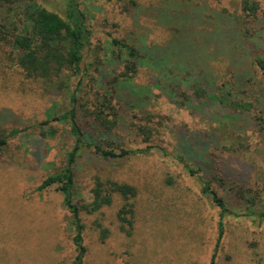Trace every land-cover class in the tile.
Segmentation results:
<instances>
[{
  "label": "rangeland",
  "instance_id": "1",
  "mask_svg": "<svg viewBox=\"0 0 264 264\" xmlns=\"http://www.w3.org/2000/svg\"><path fill=\"white\" fill-rule=\"evenodd\" d=\"M37 1L66 17L67 0ZM130 1L75 0L94 42L83 52L84 63L99 56L105 59L103 78L118 71L119 51L108 34L155 46L157 64L164 59L165 65H160L172 70L171 90L190 94L202 87L224 101V107L192 96L190 108H178L153 86L157 75L147 65L139 66L133 83L146 88L143 100L135 106L134 100L123 103L118 128L97 135L90 111L107 86L94 84L93 70L81 77L76 118L94 142L106 147L104 141L111 139L114 146L144 147L130 128L134 112L156 115L154 122H160L154 127L158 134L152 136L157 148L148 154L105 159L86 147L76 158L75 203L93 199L96 181L136 188L130 200L132 228L121 220L127 217L122 210L126 201L118 194L98 211L80 212L86 247L82 264H210L219 208L202 193V180L235 209H244L230 195L236 188L251 189L257 196L255 208H264V125L255 122L252 108L264 109V75L254 64L255 57L264 58V0H254L255 14L243 10L244 0ZM14 55L9 45L0 43V110H7L0 116V137L21 129L0 147V264H72L77 250L71 213L55 186L38 187L66 166L73 149L69 119L61 115L70 107L76 81L71 80L65 91L29 78L15 64ZM122 56L125 60L124 52ZM193 69L207 70V85L203 80H195L194 87L187 82ZM178 93L175 98L183 100ZM181 140L192 148L185 155ZM223 223L214 264H264V220L227 215ZM123 224L129 233L121 230Z\"/></svg>",
  "mask_w": 264,
  "mask_h": 264
},
{
  "label": "trees",
  "instance_id": "2",
  "mask_svg": "<svg viewBox=\"0 0 264 264\" xmlns=\"http://www.w3.org/2000/svg\"><path fill=\"white\" fill-rule=\"evenodd\" d=\"M130 3L132 5L136 4L133 0ZM243 10L255 14L258 10L256 1L244 0ZM10 26L12 27L11 30H9ZM260 28H263V24ZM108 36L110 42L118 48L119 54L116 56V59L120 60V68L114 74L103 78L101 75L105 70L101 67L105 65L103 62L105 59L101 60L99 56H95L93 62L88 63V65L84 63L83 52L85 49H90L94 42L92 30L86 23V16L77 8L75 0H67L65 18L56 12L47 10L37 0H0V43L3 42L12 48V51L15 53L14 62L22 69L24 74L29 78L41 79L45 82L56 84L57 88L65 91L70 90L71 80L72 82L73 80L76 81L72 92L69 94L70 107L61 115L62 120L69 119L70 134L74 139L73 149L68 153L66 166L46 177L38 187L39 190H42L55 186L63 195L64 206L71 213V223L75 230L73 242L77 250L76 258L72 264H82L83 256L86 252V247L83 245L84 227L81 223L80 212L92 213L98 211L103 206L109 205L112 202L113 194H118L126 201L122 210H124L125 215L127 214V217L121 216V220L123 222L126 220L127 226H131L130 228H132L133 203L130 200L136 195V188L133 185L110 180L106 182L96 181L97 187L94 190H97V192L93 194V199L90 202L75 203L73 165L76 158L82 149L86 147L93 148L94 153L105 159L148 154L153 148H157L156 145H153L152 136L158 134L155 133L157 129L154 127H156L157 123H160L154 122L156 115L150 113L141 115L138 114L140 111L136 110L132 117L130 128L135 136L141 137L142 142L145 143L144 147L126 148L119 144H115L114 146V142L111 139L104 141L106 147H103L101 143L94 142L90 137L86 136L82 129L83 125H80L76 118V108L80 100L78 95L81 91V77L88 75L89 71L93 70L95 76L91 75V79L94 84L100 81L97 84L107 86L106 90L100 95L103 96V99L99 103H95L94 110L90 111V115L94 116L95 133L97 135H105V133H111L118 128L123 103L132 102L131 104H133L134 100L135 103L133 105L135 106L136 104L139 105L143 100L142 94L146 88H135L133 83L139 66L147 65L152 72L151 74L157 75L153 86L159 90L161 89L164 96L172 104L178 106V108H190L193 97L199 100L218 101L217 103L221 105L224 104V101L218 98L217 95L207 92L202 87L193 88L190 94L186 91H179L178 93L177 89L176 91L174 89L171 90L173 85L171 82L173 79L171 76L172 70L169 72L165 69L164 59H160V62L157 64L158 58L155 60L156 57L153 53L156 49L155 46L147 48L144 44L137 45L132 39H119L110 36V34ZM122 52L126 54L125 60L122 59ZM150 61H153V63L150 64ZM161 63L164 65H160ZM254 64L264 75V58L260 56L255 57ZM88 66H91L92 69H89ZM186 69L189 73V69ZM196 72V69H193V73L189 75L190 79L187 82L190 81L188 83L194 87L197 85L193 86L195 80H203L207 85L205 75L207 70L199 73ZM178 74L181 75L179 72ZM162 83H167V85L163 87ZM164 90H166V94ZM175 92L176 94L178 93L177 97L180 96L184 99L177 100ZM81 105L84 106L83 103ZM252 108L256 111L253 114L255 122L258 125H264V113L261 114V112H264V109L263 111H257L254 105H252ZM5 111L7 112V110ZM5 111L0 110L1 118L4 116L2 114ZM20 130L12 129L8 133L3 134L0 137V147L5 145L11 136L18 134ZM181 143L183 147L182 152L185 155L192 148L190 149L182 140ZM160 150L162 151V149ZM176 158L182 162L184 168L189 173H194V170L183 161L181 156H177ZM202 193L219 208L218 234L210 261V264H214V259L224 232V217L227 215H245L255 217L259 222H262L264 220V208L256 209L258 208L256 207L257 196L253 194L251 189L236 188L230 194L231 197L233 196L234 201L236 200L244 204L243 212L227 205L206 180H202ZM120 228L122 231L126 230L124 224ZM130 228L126 230L127 233L130 232Z\"/></svg>",
  "mask_w": 264,
  "mask_h": 264
}]
</instances>
